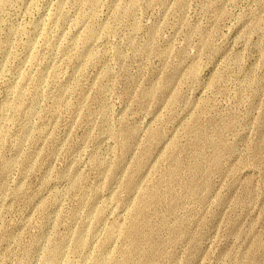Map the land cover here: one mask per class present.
<instances>
[{
  "label": "rangeland",
  "instance_id": "374dc122",
  "mask_svg": "<svg viewBox=\"0 0 264 264\" xmlns=\"http://www.w3.org/2000/svg\"><path fill=\"white\" fill-rule=\"evenodd\" d=\"M264 264V0H0V264Z\"/></svg>",
  "mask_w": 264,
  "mask_h": 264
},
{
  "label": "bare ground",
  "instance_id": "6f19581e",
  "mask_svg": "<svg viewBox=\"0 0 264 264\" xmlns=\"http://www.w3.org/2000/svg\"><path fill=\"white\" fill-rule=\"evenodd\" d=\"M57 262V254L53 256V258L50 260L48 264H56Z\"/></svg>",
  "mask_w": 264,
  "mask_h": 264
}]
</instances>
